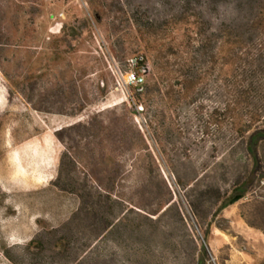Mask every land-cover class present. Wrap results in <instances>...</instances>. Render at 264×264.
<instances>
[{
    "label": "rangeland",
    "instance_id": "1",
    "mask_svg": "<svg viewBox=\"0 0 264 264\" xmlns=\"http://www.w3.org/2000/svg\"><path fill=\"white\" fill-rule=\"evenodd\" d=\"M182 13L199 16L209 29L235 25L264 53V23L254 27L264 0H0V264H195L201 243L205 264H264V178L257 180L264 142L245 196L218 214L214 204H202L201 220L211 221L206 243L205 226L185 198L190 191L175 183L176 172L199 174L196 194L215 180L228 188L234 166L255 171L225 118L220 128L205 123L212 108L223 107L232 78L208 64L195 102L170 117L155 92L146 109L134 105L133 87L140 85L122 79L129 57L142 55L141 85L152 84L156 71L138 49L136 29L159 33ZM257 76L259 104L264 71ZM163 126L172 128L154 130ZM94 189L103 204L97 230L84 216V192ZM159 195L176 205L151 223L143 210L154 208ZM124 210L123 226L106 231L105 221ZM87 239L96 242L91 249L84 248Z\"/></svg>",
    "mask_w": 264,
    "mask_h": 264
},
{
    "label": "trees",
    "instance_id": "2",
    "mask_svg": "<svg viewBox=\"0 0 264 264\" xmlns=\"http://www.w3.org/2000/svg\"><path fill=\"white\" fill-rule=\"evenodd\" d=\"M255 20L254 27L256 28L258 21L264 23V13ZM179 31H181L180 39L175 36V33ZM136 32L141 41L138 49H143L150 55L156 71L152 84L133 87L132 103L142 106V109H146L149 105L153 92L160 96L169 117L175 115V110L182 103L195 102V97L198 95L196 88L201 79V72L206 73L205 68L208 64L210 68L216 66L224 80L227 81L231 78L233 80L229 84L233 89L229 91V97L223 103V107L220 110H217L216 107L212 108L205 116V123L220 128L221 120L225 118L230 137L244 145L245 151L255 162V171L253 174L246 175L248 170L246 164L243 165V171L239 169L240 167L234 166L229 171L231 182L228 188L221 187L220 181L215 180L206 186L208 187L206 189L209 190H199L196 194L192 191L197 189L200 184L199 174L188 176L185 173H175L176 185L185 191H190L185 195V198L196 222L205 226L203 241L206 243L211 221L204 223L201 220L202 204H214V214L220 213L224 208L245 196L256 180L254 174L259 170L257 168L259 166L258 151L260 143L264 142V102L259 104L255 102L256 95L253 88L260 82L257 73L264 71L263 49L254 45L249 33L245 35L235 25L224 24L209 29L207 23L199 16L185 13L180 14L176 20L166 21L159 33L151 28L148 30L139 27ZM145 62L143 57L141 61H138V64L143 66ZM245 86L248 88L244 89ZM237 105H240L241 108ZM149 116L147 124L151 127L156 124V114H153L152 111ZM171 128L169 126H163L160 129L154 127V130L165 132ZM137 132L139 133L138 143L148 151L142 134L139 130ZM204 133L207 134V131L202 130V134ZM157 143L159 151L165 156V146L159 140V136ZM234 146L231 145L230 149ZM150 158L154 163V158L152 156ZM263 178L264 175H258L257 180L262 181ZM226 179L227 177L223 175L221 180ZM210 189L213 190L211 194H208ZM155 202L154 208L142 209L145 217L151 223H158L160 217L175 204V200L171 196L163 195L157 196ZM88 204L93 209L90 212L86 208ZM102 206V193L99 189L84 192V216L90 215L92 218L91 230H97L102 226V215L99 209ZM138 208L142 207L138 206ZM126 212L127 210L120 212L114 221H105L103 228H106L107 231L113 227L123 226ZM136 213L140 214L138 211ZM155 227L158 226L155 224ZM89 242L88 239L84 241V248L91 249L96 244L95 241ZM206 256L207 249L201 243L195 264H205Z\"/></svg>",
    "mask_w": 264,
    "mask_h": 264
},
{
    "label": "built area",
    "instance_id": "3",
    "mask_svg": "<svg viewBox=\"0 0 264 264\" xmlns=\"http://www.w3.org/2000/svg\"><path fill=\"white\" fill-rule=\"evenodd\" d=\"M143 59L142 55L129 57L128 64L131 68L122 74V79L125 85L134 84L141 85L145 82L144 75L140 73V69L144 68L142 65L138 64V61Z\"/></svg>",
    "mask_w": 264,
    "mask_h": 264
},
{
    "label": "bare ground",
    "instance_id": "4",
    "mask_svg": "<svg viewBox=\"0 0 264 264\" xmlns=\"http://www.w3.org/2000/svg\"><path fill=\"white\" fill-rule=\"evenodd\" d=\"M57 119H58V118H57ZM60 119H61V118H60ZM55 120H56V119H55ZM47 121H48V120H47ZM62 123H63V122H60V123H58V124H55V123H54V124L52 125L51 128L56 127V126H59V125H61ZM47 126H48V125H47Z\"/></svg>",
    "mask_w": 264,
    "mask_h": 264
}]
</instances>
